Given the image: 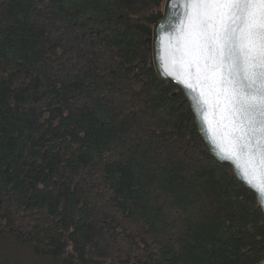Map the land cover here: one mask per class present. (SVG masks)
Listing matches in <instances>:
<instances>
[{"label":"trees","instance_id":"16d2710c","mask_svg":"<svg viewBox=\"0 0 264 264\" xmlns=\"http://www.w3.org/2000/svg\"><path fill=\"white\" fill-rule=\"evenodd\" d=\"M166 0H0V264H260L256 195L161 81Z\"/></svg>","mask_w":264,"mask_h":264},{"label":"water","instance_id":"95a60500","mask_svg":"<svg viewBox=\"0 0 264 264\" xmlns=\"http://www.w3.org/2000/svg\"><path fill=\"white\" fill-rule=\"evenodd\" d=\"M222 11L208 0H166L162 19L152 28L153 66L161 81L183 92L211 154L256 195L264 214V132L240 124L224 84L227 68L212 59L209 49Z\"/></svg>","mask_w":264,"mask_h":264},{"label":"snow or ice","instance_id":"6c2138e0","mask_svg":"<svg viewBox=\"0 0 264 264\" xmlns=\"http://www.w3.org/2000/svg\"><path fill=\"white\" fill-rule=\"evenodd\" d=\"M208 2L225 10L208 40L212 59L227 68L224 84L234 114L247 130L264 132V0Z\"/></svg>","mask_w":264,"mask_h":264}]
</instances>
